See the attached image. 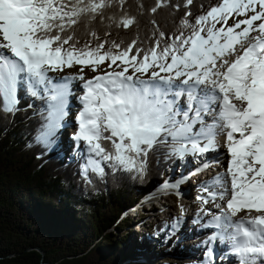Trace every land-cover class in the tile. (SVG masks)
I'll use <instances>...</instances> for the list:
<instances>
[{"label": "snow or ice", "instance_id": "obj_1", "mask_svg": "<svg viewBox=\"0 0 264 264\" xmlns=\"http://www.w3.org/2000/svg\"><path fill=\"white\" fill-rule=\"evenodd\" d=\"M194 2L138 0L133 14L128 0H0V113L15 116L28 97L43 101L34 141L51 150L81 81L72 140L89 185L109 173L143 179L150 156L191 158L199 174L223 155L224 170L201 181L196 196L194 223L211 230L204 264H264V0L200 4L193 17ZM165 9L182 11L170 32L156 18ZM96 24L105 37L113 28L136 35L125 46L101 39ZM76 66V75H50ZM85 68L96 75L86 79ZM187 179L161 188L181 199ZM178 207L161 231L178 230L187 212Z\"/></svg>", "mask_w": 264, "mask_h": 264}, {"label": "trees", "instance_id": "obj_2", "mask_svg": "<svg viewBox=\"0 0 264 264\" xmlns=\"http://www.w3.org/2000/svg\"><path fill=\"white\" fill-rule=\"evenodd\" d=\"M137 2L128 0L133 14ZM141 2L148 7L154 0ZM217 2L195 0L193 17L201 13L200 4L206 10ZM180 15L182 11L171 15L165 9L156 18L170 32ZM94 27L101 39L123 40L125 46L136 35L135 29L113 28L112 35L105 37L104 25ZM145 31L141 28V37ZM83 33L81 25L77 35L82 42L87 39ZM33 101L23 99L24 106L15 116L0 113V264H128L137 260L138 244L157 243L164 223L140 236L133 230L135 223L122 216L139 197L156 189L174 161L150 156L143 179L109 173L103 180L92 177L93 183L86 184L80 177L83 161H64L35 143L44 104L38 100L35 108L27 107ZM123 228L126 233L113 238L112 231Z\"/></svg>", "mask_w": 264, "mask_h": 264}, {"label": "rangeland", "instance_id": "obj_3", "mask_svg": "<svg viewBox=\"0 0 264 264\" xmlns=\"http://www.w3.org/2000/svg\"><path fill=\"white\" fill-rule=\"evenodd\" d=\"M78 72H79L78 67L76 66V67H73L71 69L66 68L63 72L50 73V75H52L53 77L62 78L64 76L76 75ZM92 73L93 72L84 69V75L85 76L90 77L92 75ZM76 81L78 82V80H76ZM79 83H81V82H79ZM23 105H24V103H23ZM69 127H71V126H69ZM66 131L67 130H64L63 134H65ZM68 137H69V135L64 136L63 142H65L66 144L68 141L67 140ZM57 145L58 144L53 146L51 150L56 148ZM179 163L181 165L183 164L181 162H179ZM185 164H186V162H185ZM176 174H177V170L174 169L173 174L171 173L169 177H173ZM154 209L156 210V208H154ZM158 213H159V211L156 210V212H154V213L150 212L148 214V216H150V217L152 216L150 218L151 223H155L158 220V217H159ZM171 214H173V211L170 212V215ZM192 223L193 222H189L188 227H189V224H192ZM147 224L148 223H146V224L143 223L140 226L143 227L142 229L144 232L145 231L146 232H148V231L152 232L155 229V227H154V229H151V228L149 229V227H148L149 225H147ZM185 225H186V223H183V221H182V223L179 225V232H178V230H177L178 233L176 232V234H177L176 236H177V240H178L177 247H176V243H175L176 240H174V239L172 240V239L165 238V237H162V239L159 240V243H154V244L146 243L145 244V242H144L143 244L142 243L138 244V246L141 248V251L138 255L139 260L138 261H130L128 264H194V263L199 262L198 260L196 261L195 258L192 256L193 252H199V250L197 247L193 248L194 245L192 243L190 244V242H193V241L192 240L190 241L191 236L185 230ZM137 227H139V226H137ZM189 228L193 229L192 226ZM125 229L126 228H123L120 231L117 229L113 230L112 231L113 238H116V237L121 238L126 233ZM194 231H195V229H194ZM194 231H193V233H194ZM137 234L141 235L142 233L137 231ZM171 237H172V233H171ZM179 238H180V241H179ZM163 241L165 243L164 246L162 245ZM166 241H169V242L167 243ZM145 246H148V248H149V250L147 252H146V250L144 251ZM153 253H154V255H152ZM181 257H188V259H186L185 261H191L192 260V262H189V263L184 262ZM145 258H146V260H145ZM200 262H202V260H200ZM43 264H50V263H48V261H43Z\"/></svg>", "mask_w": 264, "mask_h": 264}, {"label": "bare ground", "instance_id": "obj_4", "mask_svg": "<svg viewBox=\"0 0 264 264\" xmlns=\"http://www.w3.org/2000/svg\"><path fill=\"white\" fill-rule=\"evenodd\" d=\"M72 84H74L75 86H78V83L77 82H74V83H72ZM78 93H76V95H77ZM70 117H71V115L70 116H67V118H66V121L67 122H64L66 125H67V127H65V130H67L66 132H65V134H63L64 133V131H62L61 132V134H60V139H59V141H58V146H62V147H64V145L66 144L65 142H63L64 141V135H66L68 132H69V128H71V127H69V126H71V125H68V123L71 121L70 120ZM74 124H75V122H74ZM64 129V128H63ZM188 163H191V159H189V162H186V164H188ZM162 200H164V198H162ZM184 207L186 208V210H187V212H186V215H187V218H184V220H183V223H186V225H185V230L188 232V230H192V231H194V229H195V231H194V235L196 236V237H201V234H199V233H197L196 232V227L198 226V225H196L195 223H194V220H193V218L191 217L192 216V214H193V208L191 207V205L189 204V202L188 201H186V203H185V205H184ZM156 208H158V209H161V207H156ZM189 222H193L192 223V228L193 229H190L189 227H188V223ZM148 223V222H147ZM151 228V227H150ZM146 232V231H145ZM145 232L143 231V229H142V234H144L145 235ZM177 232V231H176ZM176 232H175V235H174V237L173 238H176L177 239V234H176ZM178 232H179V228H178ZM177 232V233H178ZM191 239V238H190ZM179 241H180V238H179ZM173 242V241H172ZM194 242V241H193ZM193 242H190V244L191 243H193ZM201 239L199 240V242L197 243V244H199L198 245V250H199V252H193V255L192 256H194V255H196V254H198V253H200L201 252V250L204 248L203 247V245H200L201 244ZM147 247L148 246H145L144 247V251L146 250V252L149 250V248L147 249ZM38 250V249H37ZM152 255H154V253L152 254ZM145 260H146V258H145ZM196 260V259H195ZM197 261V260H196ZM200 262V261H199ZM146 263V262H145ZM196 264V263H195Z\"/></svg>", "mask_w": 264, "mask_h": 264}, {"label": "water", "instance_id": "obj_5", "mask_svg": "<svg viewBox=\"0 0 264 264\" xmlns=\"http://www.w3.org/2000/svg\"><path fill=\"white\" fill-rule=\"evenodd\" d=\"M38 251H39L42 255H44V252H43L40 248H38Z\"/></svg>", "mask_w": 264, "mask_h": 264}]
</instances>
